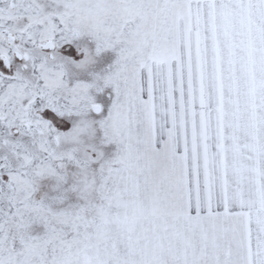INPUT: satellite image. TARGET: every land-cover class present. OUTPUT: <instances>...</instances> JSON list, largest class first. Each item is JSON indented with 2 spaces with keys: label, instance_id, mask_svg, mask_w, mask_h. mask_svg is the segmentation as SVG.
<instances>
[{
  "label": "snow or ice",
  "instance_id": "obj_1",
  "mask_svg": "<svg viewBox=\"0 0 264 264\" xmlns=\"http://www.w3.org/2000/svg\"><path fill=\"white\" fill-rule=\"evenodd\" d=\"M0 264H264V0H0Z\"/></svg>",
  "mask_w": 264,
  "mask_h": 264
}]
</instances>
